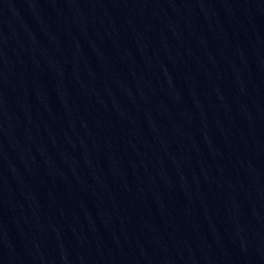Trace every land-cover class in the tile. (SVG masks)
<instances>
[{
	"label": "water",
	"instance_id": "1",
	"mask_svg": "<svg viewBox=\"0 0 264 264\" xmlns=\"http://www.w3.org/2000/svg\"><path fill=\"white\" fill-rule=\"evenodd\" d=\"M0 264H264V0H0Z\"/></svg>",
	"mask_w": 264,
	"mask_h": 264
}]
</instances>
